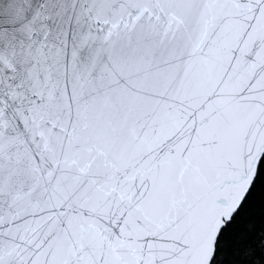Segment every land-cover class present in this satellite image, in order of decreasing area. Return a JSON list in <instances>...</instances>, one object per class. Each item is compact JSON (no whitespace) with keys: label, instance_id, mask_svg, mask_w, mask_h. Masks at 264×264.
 Segmentation results:
<instances>
[{"label":"snow or ice","instance_id":"6c2138e0","mask_svg":"<svg viewBox=\"0 0 264 264\" xmlns=\"http://www.w3.org/2000/svg\"><path fill=\"white\" fill-rule=\"evenodd\" d=\"M0 264H264V0H0Z\"/></svg>","mask_w":264,"mask_h":264}]
</instances>
